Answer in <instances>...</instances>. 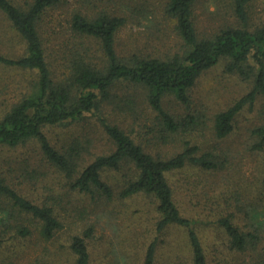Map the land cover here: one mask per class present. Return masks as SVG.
<instances>
[{
  "label": "trees",
  "instance_id": "16d2710c",
  "mask_svg": "<svg viewBox=\"0 0 264 264\" xmlns=\"http://www.w3.org/2000/svg\"><path fill=\"white\" fill-rule=\"evenodd\" d=\"M254 1L229 0L226 14L208 8L216 23L202 29L200 0H158V6L134 8L116 0H78L83 10L68 11L63 28L53 29L50 18L64 6L62 0H0V20L12 34L10 42L18 39L21 44L19 50L0 51V148L34 141L42 162L65 178L55 185L49 181L50 171L39 177L24 168L16 174L11 161L0 157V264H19L24 250L13 244L16 239L37 232L38 240L54 242L64 227L62 213H69L66 204L87 214L80 233L65 248L72 264H157L160 236L171 228L186 234L187 264H264V195L261 204L247 206L251 186L237 198L239 192L229 189L220 195L223 206L203 184H195L227 168L225 143L236 131L237 118L264 98V20L252 21ZM132 9L172 22L178 48H153L147 54L140 47L131 53L122 50L119 35L133 21ZM220 65L229 76L248 83V91L208 122L168 108V97L190 108L202 77ZM124 84L144 95L151 117L136 115L126 99L119 100L116 92ZM128 117L144 129L139 137L122 126ZM88 118L96 120L106 139L107 147L100 152L96 137L82 145L61 138L53 142L49 135L52 128L67 129ZM249 133L251 150L263 151L264 122ZM111 172L120 175V184L109 179ZM187 173L194 182L182 195L178 181ZM137 196L154 208L156 238L140 259L124 242L121 249L104 246L98 251V242L109 243L100 222L114 225L123 215L115 201ZM203 202L221 207L211 208L208 215ZM210 227L214 241L205 238ZM41 260L33 264H45Z\"/></svg>",
  "mask_w": 264,
  "mask_h": 264
},
{
  "label": "rangeland",
  "instance_id": "374dc122",
  "mask_svg": "<svg viewBox=\"0 0 264 264\" xmlns=\"http://www.w3.org/2000/svg\"><path fill=\"white\" fill-rule=\"evenodd\" d=\"M14 1L23 4L27 0ZM62 1L64 6L57 8L55 11L56 14L50 18L53 22V29L63 28L62 26L65 25L64 20L66 21V18L69 16L68 11L74 12V10H81V8L83 10V7L79 8L80 5H83L78 3V0ZM116 1L120 2L122 5L130 3L132 6H145L146 4L151 6L159 5L158 0ZM228 2L229 0H200L198 7L199 27L202 29H209V27L214 26L216 21L211 18L210 13H208V8L215 11L217 7L226 14ZM132 8H134V6ZM133 11L134 9L130 11L134 13L133 21L125 28H122L119 35V44L122 50L131 53L134 48L140 47L141 50L147 54L153 52V48H157L161 50V52H166L168 50L174 51L178 48L179 40L174 32L172 22L160 18H146L144 15L145 12L142 15ZM83 12L91 13L90 10L86 9H84ZM252 17V21L255 23L264 20V0L254 1ZM9 31L6 22L0 20V51L9 52L10 50L13 52V50H19L21 47V44H18V39L17 43L15 41L10 42L12 34ZM93 45L95 48L98 47L94 42ZM247 84L239 78L226 74L223 66L220 65L202 77L201 82L194 90L190 108L186 109L180 106L174 97H168L165 104L172 112H189L200 117V121L204 120L208 122L216 114L215 112L224 109L229 102L247 92L248 87H250ZM116 93L119 100L124 102V99H126V101L129 102L127 105L135 107L133 110L137 111L136 115L144 116L145 114L148 115V113H152L148 108L146 98L144 95L140 94L137 88L124 84L121 88L117 89ZM129 97L131 99H128ZM148 116L151 117L150 115ZM122 118L125 117L122 116ZM127 119L128 121L126 122L123 120L121 121L122 126L125 127L130 135L139 137L137 134L143 132L144 129L141 127L139 128L138 124L134 125L129 117ZM148 122L151 123V121ZM262 122H264V98H259L255 106L246 107L244 111L240 113L237 118L236 131L225 143V146L228 145L226 151L230 154L229 163H226L228 164L226 166L227 168L211 176L208 180H199L195 182V184H203L209 192L208 195L214 199H219L220 204H223L220 195H223L225 192L227 193L229 189H235L234 192H239L238 195L235 194L236 198L239 197L240 193H242L243 196V191H245L244 188H247V185L251 187L247 189L246 195L249 198L246 199L245 204L248 206L250 203H262L260 201L262 199L260 196H262L261 194L264 195V150L261 152L251 150L254 140L251 136L252 134L249 133V129L252 126L261 124ZM99 129L100 125L97 124L96 120L88 118L82 122L71 125V127L67 129L59 127L52 128L49 131V135L53 142L59 141V138H61L69 139V142L77 140L82 145L87 144L89 140H94L96 137L97 139L94 141H98L97 146L100 152V150H104L107 145L106 139L102 137ZM210 140H213L212 137ZM210 143L212 144V141H210ZM0 149V157H3V159L8 162L11 161L10 165L13 170H15L16 174L17 170L21 172L24 168H28L30 172L39 177L47 171L52 172L53 174L50 173L49 181L50 183L55 182V185L58 184L56 183L57 181L65 179L62 178L58 172H54L55 169L52 168V166L42 162L40 148L34 141L11 149L8 147ZM225 154L227 155V153ZM35 173H37V175ZM180 176L181 180L178 181V184L181 187V194L184 195V189L187 187L190 188V185H192L194 181L189 173ZM119 177V174L111 172L109 179L120 184ZM184 200H186V198ZM115 202H117V209L122 211L123 215L116 220L117 222H115L114 225H108V220L100 222V226H104L105 228V235L108 237L107 240L109 243L102 244L98 242V251L104 248V246L121 249V245L124 242L126 246L128 245V248L130 250L132 249V252H134L133 256H135L136 259H140L146 245L156 238L154 208L151 209L153 206L143 196ZM77 203H80V200L77 201ZM186 203L190 205L189 200ZM217 203L206 204L203 202L202 208H205L203 212L210 215L209 210L211 208L216 209L217 207L219 209L221 207V205H217ZM91 204L92 203H89L90 207ZM80 206H82V204L78 205V207ZM223 206L225 205L223 204ZM65 207L68 209L69 213L66 214L65 211L63 213L61 212L64 227L58 233L54 242L51 243L38 240L37 232L27 239L23 240L20 238L13 242L14 245H17V249H21V252L24 250L21 259L17 261L19 264H33L34 260L37 258L42 259V263L45 264H50L51 262L57 264H72V259L65 248L68 246V242L72 236L80 233V226H82L83 221L87 219V214L81 207L78 210H74L75 207L69 204H66ZM90 210L93 211L92 208ZM97 212H101L99 215L102 214V211L97 210ZM125 213L127 214L126 218L128 221L121 225ZM116 223H118L119 226H115ZM99 231L104 232L101 229H99ZM206 231L205 238L214 241L215 238L213 235L215 230L210 227L209 230L206 229ZM262 233L264 234V222L262 223ZM159 241L157 264H169L174 260V264L188 263L189 245L184 231L175 228L168 229L160 236ZM257 256L258 255L253 256V261H256ZM242 260L249 261L250 259L249 257L243 256Z\"/></svg>",
  "mask_w": 264,
  "mask_h": 264
}]
</instances>
